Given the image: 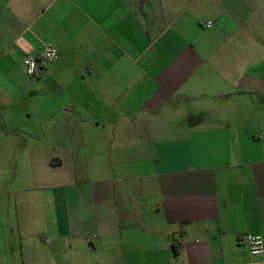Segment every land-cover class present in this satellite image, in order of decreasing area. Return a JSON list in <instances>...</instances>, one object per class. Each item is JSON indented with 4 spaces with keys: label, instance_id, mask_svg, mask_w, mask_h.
<instances>
[{
    "label": "crops",
    "instance_id": "1",
    "mask_svg": "<svg viewBox=\"0 0 264 264\" xmlns=\"http://www.w3.org/2000/svg\"><path fill=\"white\" fill-rule=\"evenodd\" d=\"M0 174V264H264V0H0Z\"/></svg>",
    "mask_w": 264,
    "mask_h": 264
},
{
    "label": "built area",
    "instance_id": "2",
    "mask_svg": "<svg viewBox=\"0 0 264 264\" xmlns=\"http://www.w3.org/2000/svg\"><path fill=\"white\" fill-rule=\"evenodd\" d=\"M56 56V48L51 45H45L38 55L29 56L25 59V73L32 77H39L44 67L54 60ZM240 240L248 246L251 254L256 255L263 252L264 245L261 235L246 232L240 235Z\"/></svg>",
    "mask_w": 264,
    "mask_h": 264
},
{
    "label": "rangeland",
    "instance_id": "3",
    "mask_svg": "<svg viewBox=\"0 0 264 264\" xmlns=\"http://www.w3.org/2000/svg\"><path fill=\"white\" fill-rule=\"evenodd\" d=\"M2 177L5 182H8L9 184L13 183L15 185H18L22 177L24 178L27 177V171L25 169L24 170L21 169L20 166H18V168L15 169L13 165L8 164L4 166Z\"/></svg>",
    "mask_w": 264,
    "mask_h": 264
},
{
    "label": "trees",
    "instance_id": "4",
    "mask_svg": "<svg viewBox=\"0 0 264 264\" xmlns=\"http://www.w3.org/2000/svg\"><path fill=\"white\" fill-rule=\"evenodd\" d=\"M174 251H176V247L174 246Z\"/></svg>",
    "mask_w": 264,
    "mask_h": 264
}]
</instances>
